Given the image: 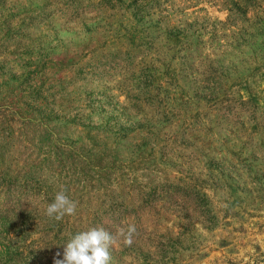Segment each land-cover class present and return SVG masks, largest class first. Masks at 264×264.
I'll return each mask as SVG.
<instances>
[{
    "label": "rangeland",
    "instance_id": "1",
    "mask_svg": "<svg viewBox=\"0 0 264 264\" xmlns=\"http://www.w3.org/2000/svg\"><path fill=\"white\" fill-rule=\"evenodd\" d=\"M239 4L0 0V245L26 228L31 264H53L77 232L134 224L179 234L176 264H264V0ZM174 184L209 228L176 198L136 209ZM61 189L76 213L43 238ZM120 242L111 264H146Z\"/></svg>",
    "mask_w": 264,
    "mask_h": 264
},
{
    "label": "trees",
    "instance_id": "2",
    "mask_svg": "<svg viewBox=\"0 0 264 264\" xmlns=\"http://www.w3.org/2000/svg\"><path fill=\"white\" fill-rule=\"evenodd\" d=\"M247 1L255 2V0H221V5L229 6L227 8L229 12L231 11L243 14V11H240L239 9L241 6L240 4L238 5V2H243L246 4ZM120 129L118 131H121ZM117 136L121 138L123 135L118 133ZM163 198H167V200L165 199L166 204L171 201V198H176L177 201L181 203V206L187 209V211L190 213L189 215L195 217L197 224H200L203 228H209L212 224V220H215V216L207 206V201L205 200L204 194L192 185L179 186L174 184L154 186V188L148 189L143 195L140 196V204L136 205V209L142 210L145 208L149 210L148 213L151 214L152 212V215H154L156 214V205H154L155 202ZM47 205L48 204H46L45 209ZM123 211L125 214L130 212H125V208H123ZM189 215L186 214L187 220L191 219ZM55 224L56 220L47 217L45 212L41 213V235L43 238H46L47 233L54 229ZM181 232V236L184 238L186 231ZM10 233L12 237L8 236L6 241L0 245V264H31L32 259L35 258V256L31 253V250L27 249L25 245H22L23 240L27 236V229L18 228L16 231H10ZM2 236L5 237L4 235ZM19 242L21 244H19ZM145 243L147 244L146 247H148L150 251H141L140 245L143 246ZM49 244L50 241H47L43 243V247L47 248ZM120 244L124 251L133 253L137 256V259H141L142 262L146 261V264H167L168 262L170 264H176L174 256L175 250L180 248L182 243L179 234H173L167 229L166 231L157 234L147 231L146 228L144 230L141 228V230H137L135 242L131 247H124L122 242H120ZM33 252L35 253V251ZM35 264L43 263L39 262ZM45 264L51 263L47 262Z\"/></svg>",
    "mask_w": 264,
    "mask_h": 264
},
{
    "label": "clouds",
    "instance_id": "3",
    "mask_svg": "<svg viewBox=\"0 0 264 264\" xmlns=\"http://www.w3.org/2000/svg\"><path fill=\"white\" fill-rule=\"evenodd\" d=\"M78 202L69 198L66 191H58L45 209L47 217L56 221L76 213ZM137 228L134 224L119 227L115 233L104 227H92L72 235L65 244L63 257L57 252L53 264H111V249L118 241L124 247H131L135 242Z\"/></svg>",
    "mask_w": 264,
    "mask_h": 264
}]
</instances>
